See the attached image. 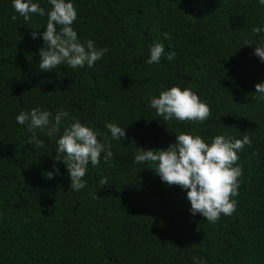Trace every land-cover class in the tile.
I'll use <instances>...</instances> for the list:
<instances>
[{"label": "trees", "instance_id": "16d2710c", "mask_svg": "<svg viewBox=\"0 0 264 264\" xmlns=\"http://www.w3.org/2000/svg\"><path fill=\"white\" fill-rule=\"evenodd\" d=\"M33 2L45 16L25 22L13 0H0V264H264V94L255 88L264 83V62L255 55L264 32L252 33L264 28V5L71 0L78 42L92 40L108 51L91 68L62 64L44 72L39 52L52 6ZM154 43L165 52L149 65ZM172 86L190 88L207 102L208 120L164 122L149 102ZM36 107L53 119L69 113L54 138L35 129L43 148L28 144L33 133L16 121ZM76 120L109 140L108 123L126 134L111 141L109 161L102 153L99 165L89 163L79 191L70 188L63 160H56V141ZM180 133L208 143L218 134L250 136L251 145L238 153L243 175L231 216L209 223L193 215L187 190L163 182L156 164L134 163L137 149H167Z\"/></svg>", "mask_w": 264, "mask_h": 264}, {"label": "clouds", "instance_id": "9594fccd", "mask_svg": "<svg viewBox=\"0 0 264 264\" xmlns=\"http://www.w3.org/2000/svg\"><path fill=\"white\" fill-rule=\"evenodd\" d=\"M52 8L47 13V25L43 31L42 39L46 47L39 52L41 62L39 69L47 72L56 69L62 64L76 69L85 66L91 68L107 53V48L97 47L92 40L85 44L78 42L77 32L72 25L77 19V10L71 0H49ZM264 5V0H259ZM13 7L25 22L31 20L33 14L45 16V9L33 0H13ZM17 17H12L15 20ZM60 26L59 31L57 26ZM264 32V28L253 27L252 33L258 35ZM37 31L32 32L35 39ZM167 38L165 34V39ZM251 45V42H249ZM165 52L162 43H154L149 49V65L158 64ZM255 55L264 62V42L256 46ZM175 57L170 52L168 59ZM257 94H264V83L255 85ZM150 107L156 110L158 116L164 122L176 119L179 122L203 123L211 116V108L207 102L190 88L181 89L172 86L162 91L158 97L150 100ZM69 117L66 111H59L54 119L51 112L40 107L30 111H21L16 116L20 125H27L28 131L33 133L28 144L34 148H43L44 141L37 138L35 129L42 132L46 129V135L54 138L61 130L62 120ZM106 128L111 133V140L106 134L97 132L94 128L82 124L76 120L70 126L64 128L62 135L56 141L57 161L63 160L70 176V188L75 191L86 187L83 179L88 172V165H99L101 154L104 153L105 162L113 157L112 140L121 142L125 137L122 127L108 123ZM103 135V141L98 139ZM246 145H251L250 136L245 133L242 138L216 135L211 143L194 133H180L176 135V143L170 144L167 149L144 151L137 149L134 163L143 164L151 162L157 165L156 173L161 180L169 186L176 185L187 190V199L191 204V213H199L209 223L217 222L221 215L231 216L237 207L234 199L238 195L240 177L243 175L242 166L238 164V153ZM63 158H60V157ZM55 167V166H54ZM59 175V169H55ZM48 178H53V173H48ZM107 180L102 178L101 185ZM94 198H99L96 194ZM195 259V258H194ZM200 264V261H196Z\"/></svg>", "mask_w": 264, "mask_h": 264}]
</instances>
